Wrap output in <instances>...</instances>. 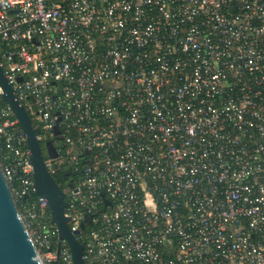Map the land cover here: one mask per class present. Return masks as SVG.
<instances>
[{
    "label": "built area",
    "instance_id": "2783aa9c",
    "mask_svg": "<svg viewBox=\"0 0 264 264\" xmlns=\"http://www.w3.org/2000/svg\"><path fill=\"white\" fill-rule=\"evenodd\" d=\"M0 67L86 264H264V0H0ZM3 95L19 215L73 264Z\"/></svg>",
    "mask_w": 264,
    "mask_h": 264
},
{
    "label": "water",
    "instance_id": "95a60500",
    "mask_svg": "<svg viewBox=\"0 0 264 264\" xmlns=\"http://www.w3.org/2000/svg\"><path fill=\"white\" fill-rule=\"evenodd\" d=\"M0 86L4 101L10 105L24 131L30 151V163L34 168L33 178L36 195L47 201L52 222L58 229L60 240H64L72 251L73 264H86L83 246L75 239L65 217V194L48 173L38 140L39 130L35 129L24 107L21 106L8 84L0 67ZM49 144L50 154L56 152ZM27 198V197H26ZM0 264H42L35 245L26 229L9 186L0 167Z\"/></svg>",
    "mask_w": 264,
    "mask_h": 264
},
{
    "label": "trees",
    "instance_id": "16d2710c",
    "mask_svg": "<svg viewBox=\"0 0 264 264\" xmlns=\"http://www.w3.org/2000/svg\"><path fill=\"white\" fill-rule=\"evenodd\" d=\"M59 175H60V178H63L67 175V173L64 171H61Z\"/></svg>",
    "mask_w": 264,
    "mask_h": 264
},
{
    "label": "flooded vegetation",
    "instance_id": "af4514ba",
    "mask_svg": "<svg viewBox=\"0 0 264 264\" xmlns=\"http://www.w3.org/2000/svg\"><path fill=\"white\" fill-rule=\"evenodd\" d=\"M64 179H68L71 180L70 176L66 175L65 177H63Z\"/></svg>",
    "mask_w": 264,
    "mask_h": 264
}]
</instances>
